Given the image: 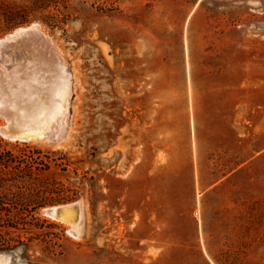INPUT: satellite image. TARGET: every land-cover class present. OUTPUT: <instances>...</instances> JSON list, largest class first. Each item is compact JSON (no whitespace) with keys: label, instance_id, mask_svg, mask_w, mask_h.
I'll return each mask as SVG.
<instances>
[{"label":"rangeland","instance_id":"1","mask_svg":"<svg viewBox=\"0 0 264 264\" xmlns=\"http://www.w3.org/2000/svg\"><path fill=\"white\" fill-rule=\"evenodd\" d=\"M88 3L65 31L0 24L39 25L70 78L64 139L27 143L85 210L74 235L43 209L4 264H264V0ZM28 54L0 47L14 89Z\"/></svg>","mask_w":264,"mask_h":264},{"label":"trees","instance_id":"2","mask_svg":"<svg viewBox=\"0 0 264 264\" xmlns=\"http://www.w3.org/2000/svg\"><path fill=\"white\" fill-rule=\"evenodd\" d=\"M7 1L0 3V24L5 30L37 22L65 31L75 14L89 4L88 0ZM108 1L93 0L92 4H99V9ZM65 160L58 152L0 139V252L21 246L29 249L48 223L40 218V212L77 199L81 181L66 185L57 180V175L69 170L70 163Z\"/></svg>","mask_w":264,"mask_h":264},{"label":"bare ground","instance_id":"3","mask_svg":"<svg viewBox=\"0 0 264 264\" xmlns=\"http://www.w3.org/2000/svg\"><path fill=\"white\" fill-rule=\"evenodd\" d=\"M43 33L39 30V25L35 24L20 28L9 38L1 41L0 47L6 42L9 46L12 44L22 47L30 53L28 54L30 60L25 67L29 80L18 84L16 89L11 86L7 73L2 77L0 75V115L7 112V115L13 118L16 136H29L32 142L50 139V136H53L54 141L59 142L67 131L70 78L58 60L60 57H56L57 52L53 55L55 49L50 50L48 43L51 40L49 41L47 35ZM18 71L20 70L17 67L11 72L15 76L14 81L20 78L17 75ZM17 119L25 120L24 125H18L15 122ZM7 125L6 121L4 126ZM65 220L67 221L62 223L71 229V233L73 232L74 235L81 233L83 225L81 214L69 211ZM0 264H4V257L1 255Z\"/></svg>","mask_w":264,"mask_h":264},{"label":"water","instance_id":"4","mask_svg":"<svg viewBox=\"0 0 264 264\" xmlns=\"http://www.w3.org/2000/svg\"><path fill=\"white\" fill-rule=\"evenodd\" d=\"M39 30L41 31L40 26H39ZM7 38H9V36L6 37V39ZM4 45H8V43L6 42L1 46L3 47ZM0 116L4 117L5 121L8 122L7 126H0V135L1 136H3L8 141L25 142V143L33 141L29 136H25V135L16 136L14 134V129H13V127L15 125L14 120L10 119V117L8 115H6V113L1 114ZM9 122H10V124H9ZM69 211L76 212L78 215L81 214L83 216V221H84L85 210H84L83 204L81 202H75V203L68 204V205H61V206L52 207V208L48 209L45 213L48 216H50L51 218H54L55 220L62 222V221H67L65 219H66L67 213Z\"/></svg>","mask_w":264,"mask_h":264}]
</instances>
